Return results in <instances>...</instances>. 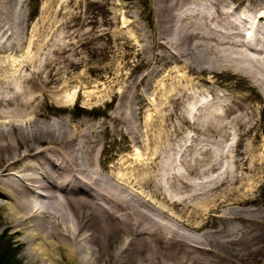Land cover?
I'll return each instance as SVG.
<instances>
[{
	"label": "bare ground",
	"instance_id": "1",
	"mask_svg": "<svg viewBox=\"0 0 264 264\" xmlns=\"http://www.w3.org/2000/svg\"><path fill=\"white\" fill-rule=\"evenodd\" d=\"M56 2L51 12L64 9L59 25L70 32L52 47L55 55L40 56V39L19 61L0 57L1 224L21 245L23 261L264 264V203L257 206L261 200L248 188L264 165V0H152L142 26L129 7L121 13L132 35L111 29L123 26L118 12L109 16L104 7L97 17L101 11L75 13L71 0ZM117 55L134 57L124 73L115 71ZM169 62L196 77L221 70L242 75L258 106L243 103L235 89L203 87V77L191 84L171 79L158 90L152 84L153 101L164 104L156 103L160 111L148 118L151 78ZM91 76L123 82L98 107L102 119H47L68 111ZM68 85L73 94L53 95ZM49 105L54 109L47 112ZM155 123L162 131L144 138L139 125ZM170 124L189 136L176 156ZM106 134L117 150L145 141L150 151L144 160L138 152L104 153ZM202 136L215 149L189 152Z\"/></svg>",
	"mask_w": 264,
	"mask_h": 264
},
{
	"label": "rangeland",
	"instance_id": "2",
	"mask_svg": "<svg viewBox=\"0 0 264 264\" xmlns=\"http://www.w3.org/2000/svg\"><path fill=\"white\" fill-rule=\"evenodd\" d=\"M60 1L64 0H57L59 3ZM96 0H71L68 4V8H73V12L77 13L79 10L80 12H93L98 13L101 11L100 14H96L97 17L100 15L106 14L104 11V7L109 9V13L107 14L110 16L112 12L119 13V20L122 21L123 26L120 27L119 24L111 25V29L116 26L121 32L132 35L133 31L125 26V23L130 20V18H124L121 16V13L124 9L128 8L131 12H135L137 15V24L142 26L146 23L147 19L151 16V12L149 10V5L151 4L152 0H109L103 7L100 6L99 3L95 2ZM56 2V3H57ZM58 6V5H57ZM53 8L51 0H0V57L2 59H15L16 61L21 60L23 56H30L32 55L36 48L33 45V42L37 44L40 39H43V48L40 56H52L55 55L52 53V47L56 45L59 41H61V37L64 34H69L70 29L64 28L63 25H59L58 19H64V9L52 13L56 7ZM58 8V7H57ZM112 8V10L110 9ZM140 15V16H139ZM134 31L136 30L134 27H131ZM63 39V43H64ZM85 55V54H83ZM58 56V55H57ZM134 59L133 56L129 55L126 58H122L121 56L117 55L115 60V71L124 73L127 70V67L130 65L127 64L124 66V63H131ZM13 68V67H12ZM145 69L144 66L137 68L138 72H141ZM160 72V74L153 76L151 78V89L150 91L146 92V96L148 98L147 105L144 106L143 110H145L146 114L151 116H147L154 118L155 111H160L159 106L156 104L158 102H162L161 100L157 99L156 102L153 101L155 97V92L152 93V84L153 86L157 87V90L168 82L172 81L171 79H179L182 84L189 82L190 84L193 82H198L200 77H203L200 81L201 84H204L203 87L209 86L213 88L217 93H223L224 91H230L235 89L237 93L241 96L245 97L243 103H248L253 106V108L258 106V101L254 92L248 88V83H245L244 77L242 75H236L231 72L221 70L218 72H212V76L209 74L203 75H196L192 72H189L184 68V66L180 63H171L164 65ZM171 71L169 77H167L166 73ZM177 72H180L181 76L176 75ZM94 81L91 83L90 88L80 89L79 96L76 99L74 104L66 105L68 111H64L62 114L60 111L57 110L59 113H52L49 112L47 119L54 118L58 119L61 116L65 118H70L72 122H77L79 120H98L102 119L103 116L100 115L102 112L98 110V107H102L104 104L105 99H108V93L111 88H119L123 85L122 80L119 81H110L108 82L105 79H99L95 76H91ZM117 83V84H116ZM72 84H76L75 82H71ZM86 85V84H85ZM158 85V86H157ZM206 85V86H205ZM69 85L64 88L62 91L56 92L53 95L55 97L64 98L69 94H73L74 89L71 88ZM88 86V85H87ZM153 87V88H154ZM229 87V88H228ZM79 88V84H78ZM77 88L75 89V91ZM163 92L162 89L158 92ZM94 93L96 98H89L87 94ZM202 99V96L199 97ZM153 101V102H152ZM50 104V103H49ZM55 104V103H54ZM152 104H156L157 108H154ZM73 105V106H72ZM54 109L52 106H46L44 109L48 111H52L51 108ZM40 119H44L41 118ZM157 123V122H156ZM156 123L154 126H150L149 129H146L145 126L142 124L139 125L140 132L144 138L154 136L152 135L153 130L158 132L162 131L161 125H159L156 129ZM205 125L206 120H204ZM188 125V123H186ZM186 124H183L185 127ZM209 124V123H208ZM170 130L174 133H171L170 136L172 137V141L170 144V153L172 156H176L181 151L184 150L185 143L189 140L188 137H183L179 134L173 124H170ZM177 135H176V134ZM206 136V135H205ZM104 137H107L108 141L105 143V152H118V156L122 155L123 157L128 155L131 156V153L135 156V153H141L138 156L139 159H146V152L150 151L149 144H145L143 142L139 144H135L129 150H117L120 146L117 142L112 143L110 141L111 137L106 134ZM206 137H200L197 140L191 141V146L186 147L189 152H194L200 149V146L211 147L210 149L214 150L217 144L208 143V141L203 140ZM116 139L122 143L120 136L116 135ZM146 146V147H145ZM137 149V151L135 150ZM174 164V169L177 168V164L172 161ZM248 188L250 191V195L252 197L258 198L259 202L256 203L257 206H260L264 203V165L254 172H252V177L248 180ZM5 210L0 207V264H28L24 262L25 259L22 254L21 245L18 244L16 240L12 236L9 235V230L4 229L1 224L2 215Z\"/></svg>",
	"mask_w": 264,
	"mask_h": 264
}]
</instances>
